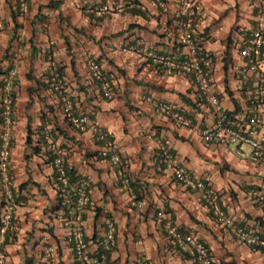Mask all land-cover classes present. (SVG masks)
Here are the masks:
<instances>
[{
    "label": "crops",
    "instance_id": "0c3cea01",
    "mask_svg": "<svg viewBox=\"0 0 264 264\" xmlns=\"http://www.w3.org/2000/svg\"><path fill=\"white\" fill-rule=\"evenodd\" d=\"M51 1L55 7L41 9ZM199 4L192 37L211 56L203 69L223 108L246 130L258 77L243 74L241 50L254 30L264 34V0ZM19 6L0 0V264H82L70 240L77 211L56 188L52 155L87 180L81 221L90 256L101 252L113 220L107 264H199L197 242L214 264H264V246L247 244L216 218L200 187L176 176L182 170L208 184L236 225L264 236V204L253 194L264 196V162L206 141L202 130L215 126L216 112L195 75L155 63L177 55L181 31L173 15L181 0H27L25 13L14 17ZM260 62L264 67V40ZM91 63L100 66L112 98L103 95ZM11 69L17 74L9 91ZM55 72L62 92L53 88ZM159 102L182 119L156 111ZM83 115L87 123L76 126L72 118ZM259 116L264 141V104Z\"/></svg>",
    "mask_w": 264,
    "mask_h": 264
},
{
    "label": "built area",
    "instance_id": "2783aa9c",
    "mask_svg": "<svg viewBox=\"0 0 264 264\" xmlns=\"http://www.w3.org/2000/svg\"><path fill=\"white\" fill-rule=\"evenodd\" d=\"M27 9V0H20L21 14L25 13ZM202 7L199 0H181V7L173 15L175 23L180 27L179 50L177 55L169 57L168 55H161L156 58L155 63L160 67H166L169 70H182L190 72L195 75V83L202 94H205L216 112V123L213 128L202 130V134L206 141L219 142L228 145L234 149L239 155L256 159L264 162V141L260 138L259 127L261 118L259 110L264 104V67L261 65V55L264 34L262 29L254 30L247 39L246 46L241 50L243 57L247 59V64L243 69V74L247 75L249 72H257L258 81L253 83L250 92V103L252 106V116L249 120L246 130L236 126L235 121L231 114H229L222 106L219 98L215 94L209 79L208 73L203 69V63L211 59L209 52L201 50L197 47L195 40L192 37L193 19L198 14H201ZM1 28V26H0ZM91 70L95 78L104 82V74L100 66L91 63ZM17 71L16 69L10 70L7 88L9 91L13 89ZM52 85L54 90L62 92L64 89V80L62 76L55 72L52 77ZM103 95L107 98H112L114 91L109 83L102 84ZM6 106L9 109V104L12 102L11 97L5 99ZM70 108V105L67 109ZM156 111L173 113L176 118H181V115L174 111L173 106L169 103L159 102L156 106ZM7 114V112H6ZM73 122L78 127L84 126L88 121V116L83 115L80 117H73ZM242 144H247L251 150L246 152L241 149ZM54 165L59 171L61 176H65L66 170L63 161L60 157H56ZM177 179L181 180L187 186L200 187L205 198L211 201L212 210L214 215L219 221L224 222L234 228L235 232L249 245L264 246V236L249 230L247 227L236 225L227 212L222 209L217 203L214 202L212 188L202 182L194 181L189 175L182 170H177ZM127 181V179H126ZM87 180L84 178L79 179L75 183L76 190V206L77 211L76 223L70 233V240L74 244L77 253V259L82 264H107V254L115 244L113 220H109L106 225V230L101 243V252L99 255L90 256L89 244L85 236L84 224L81 221L82 210L90 201V194L87 188ZM253 194L258 196L264 204V196L259 191H253ZM141 205V204H140ZM169 225V224H168ZM171 233L172 230H171ZM195 256L199 264H214L211 253L208 247L202 243H196ZM3 257L0 256V263ZM145 264V263H141Z\"/></svg>",
    "mask_w": 264,
    "mask_h": 264
},
{
    "label": "trees",
    "instance_id": "16d2710c",
    "mask_svg": "<svg viewBox=\"0 0 264 264\" xmlns=\"http://www.w3.org/2000/svg\"><path fill=\"white\" fill-rule=\"evenodd\" d=\"M44 7L53 8V7H55V4H54L53 1H51L49 4L42 5L41 9L44 8ZM17 13H21L20 6H19V9H18V12L14 13V17H16L18 15ZM9 74H10V72H9ZM13 97H15V93L14 92H13ZM31 135H32V131H31V128H29L28 129V138H27L29 144H32V143L35 142L34 138H32ZM41 140H40V142H41ZM44 144H45V142H44ZM35 149H36V152L39 153L38 147H35ZM55 159H56V156L52 155V156L49 157V161L52 162V163H54ZM65 170H66L65 176H61L59 171L57 169H55L54 179H55V182H56V188L58 189V192L62 194L63 197L65 195L69 196V204H68L69 206H68V208L75 209L77 196H76V190H75V186L74 185L79 179H77L76 177L72 176V174H70V171H68L66 169V167H65ZM21 187H24V185H22ZM63 197H61V203H63V200H62ZM63 206L67 207L66 204H63Z\"/></svg>",
    "mask_w": 264,
    "mask_h": 264
}]
</instances>
